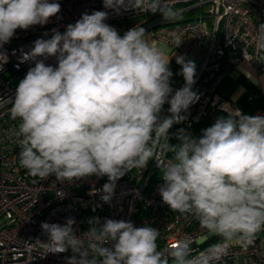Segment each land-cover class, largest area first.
<instances>
[{
    "label": "clouds",
    "instance_id": "9594fccd",
    "mask_svg": "<svg viewBox=\"0 0 264 264\" xmlns=\"http://www.w3.org/2000/svg\"><path fill=\"white\" fill-rule=\"evenodd\" d=\"M103 6L116 14L159 13L164 21L183 12L167 0H103ZM60 12L57 0H0V49L17 29L43 26ZM108 18L107 11L82 13L64 32L52 29L49 39L35 40L23 53L20 62L34 66L14 99L0 96V108L11 105L10 118L20 121L14 133L20 166L39 181L54 177L53 187L107 177L100 199L109 204L118 180L154 161L162 172L163 203L222 239L193 255L195 241L188 236L161 250L155 227L92 217L78 236L75 219L66 218L64 224L42 222L47 253L70 250L67 264H222L232 245L247 250L264 230V115L225 104L227 115L200 137L184 128L170 134L200 99L192 90L195 62L176 57L185 83L174 90L170 57L153 46L146 29L136 25L121 35ZM171 35L179 47V35ZM255 42L257 53H264V24ZM7 62L0 51V68ZM165 104L168 115L161 116Z\"/></svg>",
    "mask_w": 264,
    "mask_h": 264
},
{
    "label": "built area",
    "instance_id": "2783aa9c",
    "mask_svg": "<svg viewBox=\"0 0 264 264\" xmlns=\"http://www.w3.org/2000/svg\"><path fill=\"white\" fill-rule=\"evenodd\" d=\"M57 2L61 5L57 16L43 26L17 29L11 41L0 49L8 57V62L0 68V96L14 99L19 81L34 66L31 61L21 63L20 60L35 40L49 39L52 29L62 33L82 13L93 11H107L106 23L121 35L140 25L151 39L168 46L173 53L186 60L196 59L197 62L193 61L197 75L192 90L200 99L183 113L187 119L173 126L175 132L184 128L192 136L200 137L202 131L212 125L210 120L214 114L223 111V105L238 108L219 90L221 79L231 70L242 63L250 64L257 72L264 70V53H257L255 42L259 25L264 24V0H167L183 10L174 21H164L159 13L136 10H121L116 14L104 8L103 0ZM172 33L179 35L182 41L177 48ZM167 57H170L173 89L183 87L185 81L178 74L181 66L176 63L177 56ZM46 63L55 66V58H49ZM248 100L256 101L250 115H264V96L260 92L249 95ZM168 107L164 105L161 116L168 115ZM10 108L11 105L0 108V264H67L71 251L47 253V234L41 229L42 222L64 224L66 218L75 219L73 227L78 236L86 230L92 217H98L101 222L105 218L124 219L137 227H155L160 230L157 243L161 250H166L178 238L188 236L195 241L193 255L221 241V237L202 229L197 218L172 212L163 203L158 191L163 182L162 172L154 161L145 169H133L118 180L109 204L100 199L107 177L57 182L53 187L54 177L39 181L27 175L19 164L20 149L14 135L20 121L10 118ZM57 192L63 196H58ZM222 264H264V230L256 234L247 250L232 245Z\"/></svg>",
    "mask_w": 264,
    "mask_h": 264
},
{
    "label": "crops",
    "instance_id": "0c3cea01",
    "mask_svg": "<svg viewBox=\"0 0 264 264\" xmlns=\"http://www.w3.org/2000/svg\"><path fill=\"white\" fill-rule=\"evenodd\" d=\"M161 44L164 45L163 43ZM164 46L168 51L167 56L178 55L177 53H173L168 46L166 45ZM241 76L246 77L252 83H254L257 87L258 92H264V70L257 72L250 64L242 63L237 68L227 73L219 83V90L222 93V95L227 99H230L233 103L235 100L239 99V97H241V95L245 91H247V88L243 87V85H238V87L235 90L233 88V85L237 84V81ZM248 96L249 94H247L246 97L248 98Z\"/></svg>",
    "mask_w": 264,
    "mask_h": 264
},
{
    "label": "rangeland",
    "instance_id": "374dc122",
    "mask_svg": "<svg viewBox=\"0 0 264 264\" xmlns=\"http://www.w3.org/2000/svg\"><path fill=\"white\" fill-rule=\"evenodd\" d=\"M150 41L152 42L153 46L160 48L164 52L165 56L167 57V52L168 51H167V49H166V47L164 45H162L160 42H158V41H156L154 39H150ZM198 53H199V51H197V53L195 54V56H194L195 58L198 55ZM177 56H180V55H177ZM190 60L193 61L194 59L191 58ZM194 61L197 62L196 59ZM238 85H243V87L247 88V91H245L241 95V97H239V99L235 100L233 104L238 106L240 109H242L244 114L250 115V111H249L250 107L249 106H252L253 103L250 102L246 96H247V94L253 95L254 93H256L257 92V87L249 79H247L246 77H243V76H241L238 79L237 84L233 85L234 90L238 87ZM260 94L262 96H264V92H260ZM248 107H249V109H246ZM226 115H227V113H225L224 111H217L214 114V116L212 117V119L210 120V123L213 124L217 117L226 116ZM171 133H175V130L172 129ZM173 140L175 141V143H177V141L174 138H173Z\"/></svg>",
    "mask_w": 264,
    "mask_h": 264
},
{
    "label": "trees",
    "instance_id": "16d2710c",
    "mask_svg": "<svg viewBox=\"0 0 264 264\" xmlns=\"http://www.w3.org/2000/svg\"><path fill=\"white\" fill-rule=\"evenodd\" d=\"M250 102H252V103H253V105L256 103V101H255V100H252V101H250ZM253 105H252V106H253ZM252 106H249V107H250V110H249V111H251V107H252ZM249 107H248V108H246V109H249ZM171 142H172V143H175V141H174L173 139L171 140Z\"/></svg>",
    "mask_w": 264,
    "mask_h": 264
}]
</instances>
